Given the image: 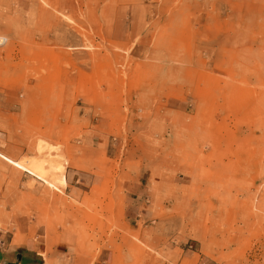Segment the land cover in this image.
<instances>
[{
  "label": "rangeland",
  "instance_id": "obj_1",
  "mask_svg": "<svg viewBox=\"0 0 264 264\" xmlns=\"http://www.w3.org/2000/svg\"><path fill=\"white\" fill-rule=\"evenodd\" d=\"M0 153L48 264H264V0H0Z\"/></svg>",
  "mask_w": 264,
  "mask_h": 264
},
{
  "label": "crops",
  "instance_id": "obj_2",
  "mask_svg": "<svg viewBox=\"0 0 264 264\" xmlns=\"http://www.w3.org/2000/svg\"><path fill=\"white\" fill-rule=\"evenodd\" d=\"M68 251L67 246L58 245L50 264H72ZM46 258V245L37 235L19 236L0 229V264H48Z\"/></svg>",
  "mask_w": 264,
  "mask_h": 264
},
{
  "label": "bare ground",
  "instance_id": "obj_3",
  "mask_svg": "<svg viewBox=\"0 0 264 264\" xmlns=\"http://www.w3.org/2000/svg\"><path fill=\"white\" fill-rule=\"evenodd\" d=\"M0 158L5 161L6 163L16 167V168H22V169H26L27 172L31 175V176H34L35 178L39 179V180H42L43 182L46 181L47 182V176L48 175H52V174H55L57 171H59V165L58 166H54V171H47L46 167H45V164L46 162H38V163H32L31 167L30 168H26L24 167L22 164H20L19 162H16V161H13L12 159H10L9 157L3 155L0 153ZM30 163V162H29ZM57 164V163H56ZM28 165V164H27ZM47 165V164H46ZM52 165V164H51ZM19 169V170H20ZM50 169V168H49ZM22 171V170H21ZM60 183H63L62 182V178L59 179ZM45 183V182H44ZM51 186L50 187H53L52 184H50ZM55 190H58V188L56 187H53Z\"/></svg>",
  "mask_w": 264,
  "mask_h": 264
}]
</instances>
